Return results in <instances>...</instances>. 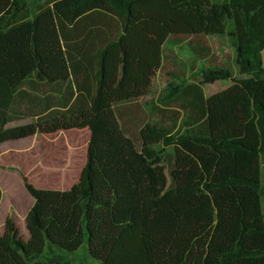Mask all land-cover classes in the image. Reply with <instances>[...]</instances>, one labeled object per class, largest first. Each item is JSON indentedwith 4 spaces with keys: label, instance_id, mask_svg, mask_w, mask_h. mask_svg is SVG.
<instances>
[{
    "label": "trees",
    "instance_id": "obj_1",
    "mask_svg": "<svg viewBox=\"0 0 264 264\" xmlns=\"http://www.w3.org/2000/svg\"><path fill=\"white\" fill-rule=\"evenodd\" d=\"M50 9L39 47L50 58L64 50L67 78L40 69L36 30ZM173 9L193 12L202 31L172 33L145 17ZM224 36L248 79L216 61L210 39ZM167 46H188L210 65L185 83L166 71ZM263 51L264 0H0V145L89 130L69 190L24 177L35 231L25 243L0 239V264L67 263L59 252L86 241L99 264H264ZM159 73L169 81L153 100ZM218 81L232 86L207 98L204 86ZM144 130L174 146L166 162L175 179L158 198Z\"/></svg>",
    "mask_w": 264,
    "mask_h": 264
},
{
    "label": "rangeland",
    "instance_id": "obj_2",
    "mask_svg": "<svg viewBox=\"0 0 264 264\" xmlns=\"http://www.w3.org/2000/svg\"><path fill=\"white\" fill-rule=\"evenodd\" d=\"M53 16V10L50 9L38 19L35 48L41 57L40 69L46 75L55 78H67L70 77V72L64 51L60 55L61 57H58V53H56L50 58L39 47L43 43L44 23L47 20L53 21ZM145 17L167 25L172 33L194 34L202 31L201 25L191 11L185 18H179L176 9L152 12ZM53 29L56 35H59L55 22ZM58 40H60V36ZM210 41L218 63L228 62L238 80L250 77V75H241L235 65L236 50L232 39L224 36L211 38ZM166 49L168 52H174V56L169 58L166 71L181 75L185 83L198 81L201 68L204 65H210L209 62H202L197 59L188 46H184L182 49L167 46ZM167 81L169 78L166 73L157 75L153 85V100H156L163 93ZM231 85V81H218L214 85L206 87V96L209 97L213 93L221 92ZM155 119L149 122L146 127L153 125ZM88 138V130L72 129L52 135H37L0 145L1 240L10 241L16 237L25 243L35 231L27 225V218L34 200L24 187V177H27L30 183L39 189L69 190L72 185L79 181L81 170L86 163ZM142 141L153 147L151 152H145L144 148H142V152H144L155 173L158 198L168 190L175 179L172 168L166 162L169 157L173 156L174 146L163 148L162 141L148 135L145 130L142 134ZM262 181L264 187V155L262 157ZM60 253L67 260V263L63 264H99L89 254L87 241L74 253ZM46 254L47 249L43 256L33 262L45 261Z\"/></svg>",
    "mask_w": 264,
    "mask_h": 264
},
{
    "label": "crops",
    "instance_id": "obj_3",
    "mask_svg": "<svg viewBox=\"0 0 264 264\" xmlns=\"http://www.w3.org/2000/svg\"><path fill=\"white\" fill-rule=\"evenodd\" d=\"M63 51H64V50H63ZM64 53H65V52H64ZM263 60H264V51H263ZM66 62H67V60H66ZM67 65H68V63H67ZM154 81H155V80H154ZM216 83H217V82H216ZM153 85H154V83H153ZM210 85H214V84H210ZM207 86H209V85H205V86H204V93H205V96H206V90H205V89H206ZM231 86H232V85H231ZM152 93H153V91H152ZM217 93H218V92H217ZM214 94H216V93H213L212 95H214ZM212 95H211V96H212ZM206 97H207V96H206ZM209 97H210V96H209ZM207 98H208V97H207ZM85 130H88V129H85ZM88 131H89V130H88ZM142 134H143V131L141 132V136H142ZM88 139H89V138H88ZM163 148H166V146H163Z\"/></svg>",
    "mask_w": 264,
    "mask_h": 264
}]
</instances>
